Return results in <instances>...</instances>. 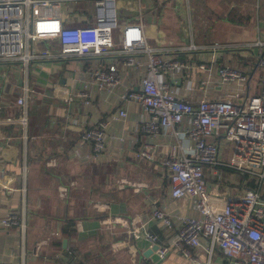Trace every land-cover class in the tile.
I'll use <instances>...</instances> for the list:
<instances>
[{"label": "crops", "instance_id": "obj_1", "mask_svg": "<svg viewBox=\"0 0 264 264\" xmlns=\"http://www.w3.org/2000/svg\"><path fill=\"white\" fill-rule=\"evenodd\" d=\"M116 17L117 40H121L125 24L140 22L155 50L189 66L165 78L188 103L206 95L225 97L243 88L237 83H212L207 91L202 87L204 81L217 80L224 66L248 76L246 86L251 94L264 90V72L257 67L259 56L264 57V0H160L148 4L119 0ZM259 42L260 47L256 46ZM71 61L81 65L75 67ZM95 61L107 68L105 60ZM116 62L124 84L141 90L144 70L122 68L121 58ZM89 63L72 58L47 61L32 72L30 67L22 68L20 86L7 76L0 87V261L194 264L173 248L159 261L153 250L169 246L179 228L175 220L171 228L155 220L154 209L190 214L187 200L180 199L172 207L170 180L161 161L174 140L142 131L141 123L148 115L134 102L119 101L118 94L93 89L90 104L72 99L75 79L87 75ZM121 109L129 115L113 121L112 116ZM105 121L106 145L97 154L83 134ZM146 145L156 148L154 161L137 157ZM208 175L207 181L214 186L215 180ZM122 179L146 185L122 187ZM11 214L18 222L5 227L1 219ZM67 220L75 221L74 232ZM142 224L156 240L152 247L147 238L136 240L131 234L132 228ZM149 250L153 252L145 256ZM201 258L206 260L204 254Z\"/></svg>", "mask_w": 264, "mask_h": 264}, {"label": "built area", "instance_id": "obj_2", "mask_svg": "<svg viewBox=\"0 0 264 264\" xmlns=\"http://www.w3.org/2000/svg\"><path fill=\"white\" fill-rule=\"evenodd\" d=\"M118 1L0 0V61L18 62L28 70L32 64L56 59L90 60L87 75L75 79L72 99L90 104L93 89L118 94L119 101L134 102L148 115L141 123L142 131L174 140L161 161L170 180L172 207L180 199L187 200L190 214L153 210L154 219L166 227L171 228L174 220L179 222L176 239L169 246L158 247L159 261L173 248L194 264H264V90L251 94L246 86L248 76L224 66L217 80L204 81L202 87L207 91L212 83H237L241 90L221 98L206 95L196 103L186 102L165 78L189 66L155 50L142 23L125 24L121 45L116 46ZM119 58L124 69L144 70L142 90L124 84L116 62ZM95 59L105 60L107 68H100ZM257 67L264 72L263 56ZM128 115V110L121 109L111 119ZM107 124L91 126L83 134L97 154L105 148ZM156 154V148L146 145L137 157L154 161ZM207 170L214 186L207 181ZM124 184L146 185L122 179L121 186ZM1 220L5 227L18 222L15 214ZM131 234L136 240L147 238L151 247L156 244L144 224L132 228Z\"/></svg>", "mask_w": 264, "mask_h": 264}, {"label": "rangeland", "instance_id": "obj_3", "mask_svg": "<svg viewBox=\"0 0 264 264\" xmlns=\"http://www.w3.org/2000/svg\"><path fill=\"white\" fill-rule=\"evenodd\" d=\"M143 1L146 4H148V2H156V3L160 2V0H143ZM119 25L121 26V24H119ZM115 31H114V33H115ZM196 42H199V41L196 40ZM115 44L117 47H119L121 45V40H117L116 36H115ZM39 47L41 49H43L44 45H39ZM70 63H72L73 66H75V67H79L81 65V62H78V61H71ZM70 63H69V65H71ZM37 68H38L37 64H32L30 66V69H31L30 72H32L33 69H37ZM22 71H23L22 66L18 62L3 63L0 61V87H2L4 85V80L6 79L7 76H9V77L11 76L12 78H14L16 80L15 81L16 84L20 86ZM227 145H229V144H227ZM129 252L132 256L134 255V253L131 250Z\"/></svg>", "mask_w": 264, "mask_h": 264}, {"label": "trees", "instance_id": "obj_4", "mask_svg": "<svg viewBox=\"0 0 264 264\" xmlns=\"http://www.w3.org/2000/svg\"><path fill=\"white\" fill-rule=\"evenodd\" d=\"M66 222L68 223V225H70V226L73 227L72 231L74 232L76 230V223H75V221L74 220L73 221L72 220H67ZM73 236H74V234H73Z\"/></svg>", "mask_w": 264, "mask_h": 264}, {"label": "water", "instance_id": "obj_5", "mask_svg": "<svg viewBox=\"0 0 264 264\" xmlns=\"http://www.w3.org/2000/svg\"><path fill=\"white\" fill-rule=\"evenodd\" d=\"M140 89L142 90L141 87H140ZM157 249H158V246H155V247L153 248V250H157ZM153 250H149V251H147V252L145 253V256H148L150 253L153 252Z\"/></svg>", "mask_w": 264, "mask_h": 264}]
</instances>
